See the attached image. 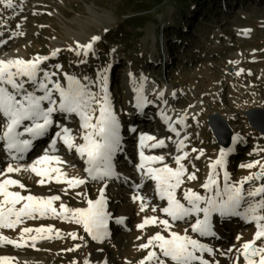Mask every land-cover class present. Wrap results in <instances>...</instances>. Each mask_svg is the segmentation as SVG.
<instances>
[{
	"label": "rangeland",
	"instance_id": "rangeland-1",
	"mask_svg": "<svg viewBox=\"0 0 264 264\" xmlns=\"http://www.w3.org/2000/svg\"><path fill=\"white\" fill-rule=\"evenodd\" d=\"M13 4V8L0 4V58L19 52H24L25 60L47 56L49 59L40 67L56 73L53 81L66 87V74L74 76L97 94L100 93L98 76H105L109 100L124 137L122 151L113 158L118 178L108 179L106 186L89 179L81 157L74 149L63 148L59 140L54 155H60L67 163L64 166L72 172L68 178L85 179L84 184L70 189L66 183L55 180L38 184L37 176L11 175L26 187L10 186V191H20L22 195H58L61 199L54 202L57 209L60 203L70 208L85 207L87 200L98 199L99 190L104 188L110 214L107 236L93 240L82 225L49 214L24 219L13 229L0 228V235L19 241L21 228L51 225L59 231L58 236L56 231L46 234L51 238L38 239L33 247L27 236L35 233L26 234L23 247L0 243V255H15L19 264H85L86 261L87 264H138L150 250L139 245L157 231L168 234L158 224L137 227L146 217L156 216L169 219L171 231L184 234L187 229L188 235L208 244L214 250L212 254H204L210 264H233V258L238 255L235 250L252 240L254 223H245L239 217L221 218L222 237L217 240L191 232L190 224L195 217L173 222L164 213L152 211L153 207L165 206L166 201L156 196L155 185L136 168L141 150L136 134L142 126L133 114L135 88L148 83L143 96L150 103L144 105L148 116L142 133L165 141L162 148L145 147V155L164 156L163 163L175 168L174 157L187 153L182 160L186 168L184 182L177 189V198L182 202L185 189L209 194L201 185L222 149L227 152L224 170L230 182L259 171L258 165L252 168L242 165L264 162V134L251 127L244 114L250 108L264 109V0H13ZM243 26L247 31L241 34ZM76 35H81L82 40H76ZM94 36L100 39L92 41ZM88 38L91 40L87 44L91 42L92 48L85 55L78 46ZM53 51L57 52L55 56L51 55ZM26 87L31 90L30 85ZM240 94L244 95L241 99ZM54 98L58 100V93ZM213 112L220 114L230 129V142L226 146L217 143L208 127V115ZM162 114L177 119L184 117L182 124L176 123L177 119L172 123L179 136L170 128L165 130L164 124L152 127L153 120ZM57 115L51 128L53 135L64 124L78 140L75 143H82L83 130L74 114L67 116L65 123H60L65 115ZM179 140L184 141L180 151L176 147ZM47 144L50 141L46 137L38 148L43 150ZM2 145L0 171L8 163L23 166L39 155L26 162H10ZM215 171L222 185L223 170ZM191 173H195L196 179L186 178ZM8 175L4 172L0 179ZM142 181L143 186L137 189L135 185ZM260 183H264V178L248 182L245 187ZM137 194L144 197L147 205L144 211L138 200L131 206V199ZM118 219L123 223H117ZM69 233H75L76 238ZM261 243L264 240L257 241V245ZM242 259L239 257L237 264Z\"/></svg>",
	"mask_w": 264,
	"mask_h": 264
},
{
	"label": "snow or ice",
	"instance_id": "snow-or-ice-1",
	"mask_svg": "<svg viewBox=\"0 0 264 264\" xmlns=\"http://www.w3.org/2000/svg\"><path fill=\"white\" fill-rule=\"evenodd\" d=\"M0 4L6 8L14 7L13 0H0ZM91 39L96 41L100 38L94 36ZM78 47H82L84 54L87 55L92 48V43ZM56 54L57 52L53 51L51 55L55 56ZM48 59L47 56H36L29 60L19 57L0 59V122H2L0 124V141L3 142L2 150L12 160H23L24 154L33 148V142L46 136L49 129L54 126L56 113L66 114L65 118L74 114L80 120L83 143L76 144L70 129L60 126V131L55 133V139L51 141L50 149L54 151L57 141H62L69 151L74 149L75 153L84 160L86 164L84 171L87 173V177L93 181L105 183L106 186L108 179L118 178L113 158L122 151L121 125L109 100L107 78L102 75L98 76L99 94L92 92L88 84L81 83L76 77L67 74V86L65 87L59 81H53L52 77L56 75L55 72L44 71L40 67L42 62ZM56 67L60 66L56 65ZM26 84L30 85L31 90L26 87ZM136 91L138 93L136 107L143 109L145 103L150 102L140 94L142 86ZM57 93L58 100L54 98ZM45 102L47 106H45ZM162 118L169 121L170 130L179 136L180 133L175 127H172L170 118L163 114ZM183 120L184 117H180L176 123L182 124ZM133 131L135 130L133 129ZM26 135L29 138H25ZM146 141H152V143L146 144ZM139 144L140 163L136 165V168L144 179L155 182L156 196L161 201H166V205L163 207L158 209L153 207V212L164 213L173 222L195 217L194 222L190 224V230L200 237L216 235L213 229V214H218L222 218L239 217L246 223H254L256 231L252 240L244 242L239 249L235 250L238 255L233 258V264H237L241 256L244 264H264V243L257 245V241L264 240V183L254 187H245L248 182L264 178V162L242 165L247 168L258 165L259 171L232 183L229 181L228 172L224 170L227 152L222 149L217 159L211 163L212 171L209 172L206 181L201 185L209 194L201 195L190 188L185 189L183 190L184 202H182L177 198V189L184 182L182 178L185 176L186 168L182 160L187 156V153L176 155L174 157L176 167L172 168L163 163L164 156L145 155L143 151L145 147L153 149L164 147V140H157L153 136L142 134ZM176 147L178 151L182 150L184 141H177ZM193 151L196 150L193 149ZM53 162L55 164L63 163L59 156L49 154V151L46 150L44 155L39 156L31 164L13 166L12 163H8L6 169L0 171V176L4 175V172L30 171L40 178L37 180L38 184L55 180L56 183H66L70 189L86 182L85 179L79 177L68 178L67 174L62 172L59 167L53 166ZM154 164H162V166L154 167ZM217 168L223 170L222 185L218 181L219 173L215 171ZM186 178L194 180L196 175L191 173ZM10 186H18L21 189L26 187L21 181L11 177L0 179V228L13 229L24 219H35L51 214L58 219L70 220L82 225L84 231L93 240L99 241L108 235L110 214L105 211L104 188L99 190L98 199L87 200V207L70 208L64 203H60L59 209H57L54 202L61 199L58 195L48 197L32 194L22 195L20 191H10ZM142 186L143 181L135 185L137 189ZM132 199L141 202V211L147 207L143 196L137 194ZM200 214H202V218ZM117 223H123V220L118 219ZM149 224L160 225L168 234L164 235L157 231L145 243L140 244L141 249L150 250L138 264H170V262L171 264H210L204 254H212L214 250L199 239L188 235L187 229L184 234L171 231L170 220L156 216L146 217L137 227L142 229ZM53 231H56L57 236L59 235V231L54 230L51 225L35 228L23 227L20 230L19 241L0 235V243L23 247L25 246L23 243L25 235L35 233V235L27 236V239L32 242L31 246L34 247L38 239L51 238L46 234ZM69 235L76 238L75 233H69ZM228 251L233 250L229 249ZM0 264H8V258L0 257Z\"/></svg>",
	"mask_w": 264,
	"mask_h": 264
},
{
	"label": "bare ground",
	"instance_id": "bare-ground-1",
	"mask_svg": "<svg viewBox=\"0 0 264 264\" xmlns=\"http://www.w3.org/2000/svg\"><path fill=\"white\" fill-rule=\"evenodd\" d=\"M243 28H244V30H242V32H241V34H244L243 33V31H247V30H245L246 29V26H243ZM75 38H76V40H82V37H81V35H76L75 36ZM91 40V39H90ZM89 40V38L86 40H84L80 45L81 46H83V45H85V44H87L88 43V41H90ZM81 49H82V47H81ZM24 52H19V53H13V54H9V55H7V56H4V57H1L0 59H8V58H15V57H19V58H23L24 59ZM242 67V66H241ZM264 71V70H263ZM142 86V92L140 93L141 95H144V93H146L147 92V88H148V83H142V84H139L138 85V87L137 88H140ZM137 88H135V92H136V97L134 98V104H135V111H133V114H134V116L135 117H138L139 118V123H140V125L142 126L141 127V129H139L138 131H137V138H138V143H139V140H140V136L142 135V134H144V135H149V136H151L149 133H142L144 130H146V128L144 127L145 125H146V122H145V118L148 116V114H147V107H143V109H138L137 107H136V103H137V95H138V93H137V91H136V89ZM244 95L243 94H240L239 95V99H241L242 97H243ZM144 97V96H143ZM61 114V113H60ZM55 115H57V114H55ZM65 116H66V114H64ZM65 116H64V118H63V120H62V122H60V123H63V121L66 119L65 118ZM70 115H68V117H69ZM159 117H160V115H158ZM58 117H60V118H62V116L61 115H59ZM167 117H169L170 118V122H171V125H172V123L177 119V117L176 116H174V115H171V116H167ZM155 118V117H154ZM161 118V119H160ZM160 118H158L157 117V119H154L153 120V122H152V127H157L158 125H163V121H164V127H165V130L166 129H168L169 128V121H165L162 117H160ZM65 123V122H64ZM157 124V125H156ZM62 126H64V124H61ZM144 127V128H143ZM121 134V140H122V138L124 137V133H123V130H122V132L120 133ZM53 136V135H52ZM25 138H29L27 135L25 136ZM52 138V137H51ZM54 139H55V135H54ZM41 140L42 139H38V140H36V141H34L33 142V148L32 149H30L29 150V152L24 156V159L23 160H20V161H18V162H26V161H28L32 156H34L35 154H37V153H39V155L36 157V159L39 157V156H41V155H44L45 154V151L47 150V151H49V154H52V155H54V151L53 150H51L50 149V145L51 144H47V145H45V148L43 149V150H41V148H38V144H40L41 143ZM50 140V138H47V141H49ZM76 140V139H75ZM78 140H76V142H77ZM58 142V141H57ZM62 142V141H61ZM147 142V141H146ZM234 142H235V139H234ZM83 143V142H82ZM62 145H63V148H65V149H67V147L62 143ZM139 146H140V144H139ZM37 148L38 149H40V150H37ZM67 151H69L68 149H67ZM55 152H56V150H55ZM121 152V151H120ZM120 152H118L117 154H116V156H119V154H120ZM5 155H7V154H5ZM58 155V154H57ZM56 155V156H57ZM59 157H60V155H58ZM115 156V157H116ZM36 159H34V160H36ZM60 159H61V161H63V163H60V164H55V162H53V166H56V167H59L61 170H62V172H64V173H66L67 174V176H69V174L70 173H72V172H70V169H68L66 166H64L65 164H67L61 157H60ZM82 159V158H81ZM7 160L8 161H10V162H15V160H12L10 157H8L7 156ZM34 160H32V161H30L29 163H27V164H31ZM82 162H83V164H85L84 163V160L82 159ZM27 164H25V165H27ZM23 166H24V164H23ZM85 166H86V164H85ZM115 167V166H114ZM115 171H116V168H115ZM21 173H24V174H29L30 176H33V177H35L36 175L34 174V173H32V172H30V171H27V172H25V171H21V172H13V173H10V175H8L7 177H11L12 179H14L11 175H14V174H18V176L20 177L21 175ZM90 179V178H89ZM152 184L153 185H155V182H153L152 181ZM33 195H35V196H41V197H48V196H50L49 194H38V193H35V194H33ZM137 202V200H133V199H131V206L132 207H134L135 206V203ZM85 207H87V205L85 206ZM108 206H107V203H106V207H105V211L106 212H108L109 213V208H107ZM82 208H84V207H82ZM221 218L222 217H220L218 214H213V229H214V231H215V233H216V235L214 236V237H217L218 239L217 240H220L221 238L220 237H222V234H221V228L219 227V224H221L220 223V221H221ZM243 220V219H242ZM110 222V218H109V220H108V223ZM243 222H245L244 220H243ZM246 223V222H245ZM107 231H109V224H108V228H107ZM256 231V230H255ZM219 233H220V235H219ZM253 236H254V234H253ZM253 236H252V238H253ZM203 243V242H202ZM208 245V244H207ZM209 246V245H208ZM210 247V246H209ZM0 257H3V258H8V264H19V259L15 256V255H11V256H9V257H7V256H1L0 255ZM238 264H244V262H243V259L238 263Z\"/></svg>",
	"mask_w": 264,
	"mask_h": 264
},
{
	"label": "water",
	"instance_id": "water-1",
	"mask_svg": "<svg viewBox=\"0 0 264 264\" xmlns=\"http://www.w3.org/2000/svg\"><path fill=\"white\" fill-rule=\"evenodd\" d=\"M248 123L258 132L264 134V109L250 108L244 111ZM208 127L211 134L221 146H226L230 142V129L226 120L220 114L213 112L208 115Z\"/></svg>",
	"mask_w": 264,
	"mask_h": 264
}]
</instances>
